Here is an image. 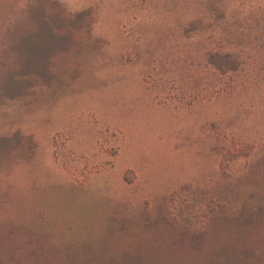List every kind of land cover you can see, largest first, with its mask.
<instances>
[{"label":"rangeland","instance_id":"1","mask_svg":"<svg viewBox=\"0 0 264 264\" xmlns=\"http://www.w3.org/2000/svg\"><path fill=\"white\" fill-rule=\"evenodd\" d=\"M28 1L0 0V73ZM56 1L87 12V25L52 58L51 76L0 93V142H10L0 224L85 254L125 224H198L222 206L254 217L264 207V0Z\"/></svg>","mask_w":264,"mask_h":264},{"label":"trees","instance_id":"2","mask_svg":"<svg viewBox=\"0 0 264 264\" xmlns=\"http://www.w3.org/2000/svg\"><path fill=\"white\" fill-rule=\"evenodd\" d=\"M25 13L27 22L6 37L5 61L8 54L13 60L0 73V93L8 96L26 88L32 73L51 76L52 58L72 50V31L87 25V12L69 15L56 0H29ZM1 142L0 158L10 150L8 140ZM225 210L205 212L198 224L170 216L149 228L125 224L85 254L51 251L44 236L8 220L0 224V264H264V207L246 220Z\"/></svg>","mask_w":264,"mask_h":264}]
</instances>
